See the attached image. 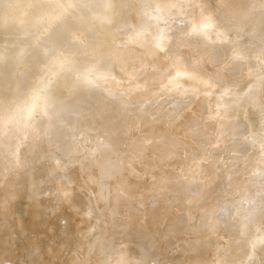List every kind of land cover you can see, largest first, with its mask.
I'll use <instances>...</instances> for the list:
<instances>
[{
    "label": "rangeland",
    "instance_id": "rangeland-1",
    "mask_svg": "<svg viewBox=\"0 0 264 264\" xmlns=\"http://www.w3.org/2000/svg\"><path fill=\"white\" fill-rule=\"evenodd\" d=\"M55 1L56 0H15L10 2L6 9L8 17L4 19L0 14V30L4 29V38L15 39L22 44L21 48L27 46L28 41L33 40L29 38L31 37V33H29V31H23L18 35L15 30L12 32L10 26L14 28V24L18 22L21 24V13L23 16L27 13L25 17L32 16V13L36 9L44 8ZM72 1L73 0H65L61 3L60 7H62V10L61 12H55L57 15H51L47 18L46 16L42 17L40 20V23L41 21L42 23H39V26L37 25L38 28H35L36 30L34 31V35L37 38L42 36V38L45 39L43 41L42 38V40L39 38L38 40L36 37L34 38V40L37 39L35 41H37L38 44L43 45L41 48L42 57L47 56L48 52L53 49H57V55L60 56H56L55 60L53 59L49 62L44 69L39 71L37 69L31 76H28V65L36 54V52H32L30 55L27 54L25 58L21 59L20 56V60L22 61L19 64H15L14 62V68L10 71V79L14 81V86L12 85L6 93L12 95V100H20V108H22L8 115L9 117L4 116V113L0 112V119L3 121L0 123V145H2L0 146V162L4 158V162L6 163V166L0 170V216H5L7 214L3 222L5 225L1 223L3 229L0 235L3 237L0 236V249H2L0 250V256H3V258L6 257V252H8L10 256L9 259L5 258L6 260L2 258L0 264H60L61 262L58 260L61 259H63L61 260L63 264H66L71 251L73 253L76 246L75 244L78 243L76 242L78 236L79 239H81L89 236L90 232L95 236L98 235L96 238H100L103 235L104 237H108V240L98 241L96 249L93 250L87 258L88 264H139L145 252V264H191L197 257V255L195 257V247L202 242H211L212 244L211 249L205 251L208 253L207 256H205L206 263L208 264H222V258L226 255H230L231 257L225 260L229 264H260L261 256L259 249L256 248V244L264 235V211L255 222H252L248 229L250 235L249 239L247 236H239L234 233L244 228L246 222L243 215L252 208L256 200L264 205V192L258 188V182L256 181V177L264 164V107H260V105L264 106L263 103L260 104L264 102V55L259 46L253 43L249 38L250 41L247 40V38L241 35V31L234 29L232 25L221 23L222 21L219 20V18L223 16V9L221 8L220 10V3H224V7L226 8L225 0H223V3L220 0H218V3H216L217 0H165L166 5L163 3V11L166 16L164 22L165 27L163 24L161 25L156 21L157 18L155 19V16L137 14V8L140 6L139 0H129L131 5L128 11L124 12V16L122 15L120 17V20L127 16H131V24L122 33L118 31L120 29V21L115 24L116 30H109L101 27L97 17L89 24H85L82 20L70 21L74 24L67 23L63 13L70 7ZM115 1L117 2L115 3ZM121 1L127 0H101L94 11H100L108 4L118 5ZM262 1L264 2V0ZM238 2H240V0H229V2H227V7L228 3L232 6H236ZM2 3L0 2V6ZM158 3L159 0H143L140 8L142 10L150 9L151 5ZM251 5L252 3L249 6L251 7ZM107 7L109 8V6ZM263 7L264 4L259 6V4L256 3V6L253 7L254 9L252 8L253 10L251 12H258ZM1 12L2 11H0V13ZM187 16L189 18L194 16V18L187 19ZM195 17L199 18V20L195 19ZM183 19H185L184 23L182 22ZM217 19L221 22L219 23ZM49 20H51V22ZM187 20H190V23ZM197 21L207 23L206 28L203 29L202 25H197ZM185 23H188L190 25L189 27L193 25L197 31H201L202 29L205 31L207 30V32H204L206 35L209 34L207 35L208 38L204 35H199L202 41L203 51L205 53L212 51L222 56L225 62L224 64L226 65L225 67L228 69L225 70L223 65L220 66V70L219 68L216 70L222 73L224 72L225 74V71H229L231 66L235 65L237 67V74L231 77L233 80H231L230 83L233 82V85L219 84L212 78L213 75L209 67L201 68L197 61H193L195 57L193 50L179 47L178 39L180 35H178V29L180 26L185 25ZM65 24H68L66 27L68 29L64 28ZM219 24L225 25L230 29L233 27V30L226 27V29H223V26ZM196 25L199 26V28L196 27ZM41 27L42 29H40ZM91 27H93V29ZM156 27H162L163 30L164 28L170 29L166 30L165 33V30L162 31V29H160L162 32H156L158 29H156ZM221 29L225 32L220 31ZM54 30L55 33L51 36ZM185 31V40H182V42H188L187 40H189L188 43H190V39L193 38L190 37L189 30L188 32L187 30ZM235 31H237V33L239 31V33L237 34ZM231 32L234 33L231 34ZM224 33L227 34L228 37ZM256 33L257 36L261 35V31ZM39 34L40 36H37ZM234 34L237 37L240 35V40H238L239 38H234L236 37ZM49 36L53 37L52 41ZM54 36L56 38H54ZM103 36L105 37L103 38ZM223 37L225 39H223ZM241 37L246 40L243 39V42L239 43V41H242ZM219 38L224 43L220 41L222 43L219 44ZM262 38L264 39V37ZM226 39L227 42H225ZM210 42H216V45L214 44L213 46ZM66 43H68V46L72 49V53L70 54L72 58L70 59L72 61L70 60V68H67L62 73V71H59V68L63 62L64 56H66ZM54 44L56 45L54 46ZM116 46H125L124 49L127 50L124 55L129 61H131V59H136L135 53H133L132 50H137L141 61H132L129 65L127 64V67L123 69V73L125 74L124 78H112L107 74H98L96 71L92 70L88 76H85L86 80H89L96 86L100 85V87L108 88V91L112 92V95L102 98L98 102L90 101L85 94L86 87L84 84L76 82V78L78 77H75L76 80L71 79L74 77L75 70L73 67H75L77 61L81 60L82 57H85L90 66H95L96 63L101 60L105 62V59L117 48ZM242 47L246 49L241 51ZM244 51L247 52L245 53ZM243 52L248 56L250 55V58L248 56L247 58ZM237 53L240 55L244 54L243 57L245 58L239 59L242 56H238ZM235 56H238L236 59L239 60H236ZM184 58L188 60L189 63L198 64L196 71L199 72L201 78L202 76L205 78L204 81L200 79L199 76H196L198 77L196 80H199L198 82L195 80L197 83L193 80L195 78L191 79L190 77L192 80L191 82L185 79V77H181L182 70H179L177 66L179 63V66L181 65L180 67L183 66V62H186ZM4 59H6L5 56ZM243 59L249 62H244ZM18 60L19 59H17L16 62ZM116 60L113 61L112 59L110 62L116 63ZM251 60H253V62H251ZM256 70H259V72L257 73ZM218 71H216V73ZM112 74L113 73L109 75ZM96 76L101 78H97ZM250 76L253 77L252 80ZM243 79L245 80L239 84L238 81H242ZM19 82L21 85H19ZM54 86L56 87L53 88ZM66 88H68V90H66ZM23 89H26V92L23 93L26 95L22 96L21 93ZM51 89H53L55 93H59V96L63 100L62 116L59 122L63 124L59 125L60 128L57 127L51 130L47 135L38 139L37 133L41 130L39 128L44 126L43 133L47 132V128H45L47 123L45 122V113H48L47 93ZM251 89L252 92H249ZM190 95L192 97L196 95L197 98L194 96V98L188 101ZM241 95L242 97L245 96V99L248 97L249 101L248 99L244 101V98L240 99ZM248 95H250L251 98H249L250 96ZM257 98L259 100H257ZM222 99H224V101H222ZM119 100L125 105L128 104L125 106L128 110L126 113L128 121H131L140 113V110L143 109L141 121H139L134 128H130V125H127L126 128H128V130L130 129V131L122 140L121 147L114 149L112 141L106 144L107 140L101 138L102 133L96 132V130L91 132L92 135H95V138L92 140L90 137L86 138L83 134H80L81 138L76 137L73 141L74 146L72 147L77 150L79 146L77 152L75 151L76 153H66L60 145L57 146V144L54 143L50 145L52 139L57 135V129L62 130V133L59 135V142L61 144L65 137L70 136V134H67L69 132L67 118L72 112L78 113V111H83L82 114H84L90 122L93 118L106 121L110 115H117L120 112L121 114L124 113V108L119 105ZM257 101L259 102L258 104H256ZM162 104L165 105V109L168 113L171 112V114H174H172L173 117L178 118L175 123H185V127H180L179 129L174 127L172 129L175 133L173 135L174 138L171 137L172 135L165 138L166 136H164L162 130H160L163 129L168 132L169 130L167 127L173 124L172 119H170V121L168 117H164L163 120L158 118V110ZM220 104L223 106V109ZM6 105L8 106V104ZM25 107L29 108L28 112L21 113L25 111ZM149 109H154V114H152ZM41 117H43L42 120L38 122ZM211 117L213 119L216 118L214 124H212V122L206 124L209 120L213 121ZM13 122L16 123L14 124ZM11 123L14 124V127L10 126ZM243 123L244 125H242ZM238 124L241 125L239 126ZM15 125L18 126V128ZM35 125L38 127H34ZM200 126L205 127V132H200V136L191 135V131L195 128L197 129L196 132H199ZM47 127L50 128V126ZM150 127L153 129H157L158 127V135H154L155 137H153L152 135L150 136V133L145 134ZM231 129L235 130L233 136L234 140H232L233 137H229L233 132ZM122 133V131L117 133V137H121L120 135H122ZM138 137L139 140L149 138L153 146L150 145L147 151L140 149L139 152H136L132 162L130 159L126 160V169L129 172L124 174L126 178L137 182V186L139 187L137 194L132 198L125 197L118 204H114L118 197L113 201L112 198H110L108 201L103 196L106 194L107 189L113 188L114 179L102 177L104 173L101 167V164L104 163L102 160V153L107 148V145L111 151H118L117 155H121L123 152L122 157H118L119 159H117L120 161V164H122V159L128 158L130 153L132 154V152L128 154L127 150L125 151L130 140ZM6 139L7 141H5ZM108 140H110V138ZM237 140L247 144L251 143V149L248 154L253 156L254 161L250 162V159H246V157H242V159L239 160H233L229 157L230 153L227 150L235 149ZM156 141H160V143ZM2 142L4 144H2ZM143 142L146 144L148 143L146 141H141V143ZM174 142L178 145H174ZM156 143L160 148L156 146ZM164 146H170L169 148L171 149H164ZM188 148H190V150ZM202 148L203 150L200 152V155L192 158L193 155H195L194 153H197ZM1 149L3 151H1ZM74 149H72V151ZM130 150L131 148L128 151ZM194 150L196 151L192 152ZM191 152L193 155H190L192 154ZM117 155L111 157L115 158ZM148 156L154 159L159 156L161 157L158 158L153 165L141 167L140 165H144V161L141 159H145ZM190 156L192 157L190 158ZM95 161H99L98 168L93 163ZM120 164H118V166L112 164L110 171L112 172L116 167L119 169ZM137 169L138 171L136 174L132 173L133 170L136 171ZM230 169L236 170L235 176L238 177L243 184L240 188L233 189L231 186L227 185L225 179ZM230 175L231 174H229V176ZM54 176H58L60 179ZM69 179L72 181L69 182ZM72 183L75 186H73V188H76L74 190L71 189ZM161 184H163L162 187H160ZM100 185L104 186L103 191L100 190ZM64 188H66V190L62 192ZM49 191L51 192L49 193ZM52 191H54L55 194H53L54 192L52 193ZM59 191L61 192L59 193ZM71 191H73V193L79 191L81 194L78 192L73 195ZM33 194H37L35 198H38L34 199ZM50 194H52V197ZM59 195H62V197ZM63 195H65V197H63ZM77 195H82L91 202L93 214H91V211L88 209V204L83 205L81 200L73 198L78 197ZM70 197H72L73 200ZM53 198L58 202L60 201V204L63 203L61 205L59 204L61 208H57L61 216H58L57 209H55L58 207V202ZM64 198L70 202L66 201V199L63 200ZM74 200L79 201L77 205ZM66 202L68 203V207ZM11 209L15 210H12L14 213L17 212L16 209L19 211L13 215V217L17 219H12L13 217L10 215L12 214ZM220 209L221 211H227L230 219V229L228 231L227 229L218 231L217 235H214L216 231V228H213V225H215L214 220L219 217ZM53 210L57 212L56 216H54L56 213H54L55 211L53 212ZM61 212H67L68 214L66 216L64 213L61 214ZM38 214L41 216L47 214V216L41 217L38 216ZM9 215L12 218L9 219ZM42 218L44 221L46 220V222H41L43 221ZM28 219H31L29 222L33 221L29 223ZM36 219L38 220L36 221ZM60 219H64L65 221H61ZM85 219L87 222L84 221ZM16 220L18 222L21 220L24 223L23 228L26 230L22 229L25 232L19 227V230L24 232L23 234L18 229H14L19 226ZM39 220L41 221L38 222ZM68 220L71 221L69 222ZM10 222H12V225L9 224ZM15 222L16 226L13 224ZM35 222L36 225L38 223L41 224L36 227ZM48 222L54 225H49ZM31 224L35 228H33ZM70 224L73 226L74 231ZM29 225L30 228H33V234L35 232L37 233L40 228V235L37 233L38 239L36 238V233V235L31 234L36 239H31L32 236H30L31 230L29 229ZM42 225L43 227L41 228ZM50 229H54L53 231L55 233ZM67 229L69 231L71 230L72 234H68L69 232ZM26 231H28V233L25 235L26 237H23L28 239L30 236V240H33L32 242L30 240L26 241L21 236L24 235ZM86 231L89 232L87 233ZM17 234L18 236L20 234L19 237L21 238H17ZM28 234L29 236H27ZM81 234L82 236L80 237ZM11 235L14 236L12 237ZM53 235H55V238ZM58 235H63L66 239L62 238V236V239H60ZM145 235L147 238L150 237L148 241L150 243L149 246L147 243L143 242L144 240L142 237ZM15 236H17V239ZM4 237L8 240H10L11 237L10 243L13 242L14 239L13 245H17L18 242H15L21 240L17 246L12 248L13 245H10L7 239L8 244L3 243L6 242L3 241L5 240L3 239ZM40 237H42L43 240L39 239ZM147 238H145V240H147ZM51 239H53V242L56 240V243H53ZM74 239L76 240L72 244ZM43 241L46 243L43 244ZM33 242L41 243V249H39L40 244L38 245L36 243L29 247ZM60 242L63 243L62 245L64 246H62ZM20 244L22 245L21 247L19 246ZM52 244L54 246H52ZM46 245L49 248L45 247ZM5 247H9V251L5 249ZM15 247L17 248L16 252L13 251ZM31 247L35 249L32 250ZM10 248L12 249V255ZM36 248H38L39 251H36L38 250ZM42 248L45 249L40 252ZM52 248L56 249L52 250ZM152 248L154 249L153 251L151 250ZM66 251H68V256L67 254L65 255ZM2 252H4L3 255ZM14 252L19 254V256L17 254L18 257H15L17 259L16 261L14 257L13 259L11 258V256L15 255ZM37 252H40V254L42 253L41 256L45 254L41 257ZM28 253L34 254L39 258L35 256H31L30 258V254ZM22 254H24V259ZM55 255L57 259H53ZM118 255L121 257L119 262H117ZM63 257H65V261ZM28 259H35L37 261L33 260L34 262L32 263V260L29 262ZM175 260H177V262ZM11 261H13V263H11Z\"/></svg>",
    "mask_w": 264,
    "mask_h": 264
},
{
    "label": "bare ground",
    "instance_id": "bare-ground-1",
    "mask_svg": "<svg viewBox=\"0 0 264 264\" xmlns=\"http://www.w3.org/2000/svg\"><path fill=\"white\" fill-rule=\"evenodd\" d=\"M13 1H15V0H0V2L2 3V5L0 6L1 8H0V11H2L0 14L4 17V19L5 18H7L8 17V15H7V7H8V5L10 4V2H13ZM65 0H56L54 3H51V4H49V5H47L46 7H44V8H39V9H36L33 13H32V16L30 15L29 17H25V15L27 14H25L24 16H23V14L21 13V19H22V21H21V24H20V22H18L17 24H14L13 26H14V28H12V26H10V28H11V30H12V32H14V30L17 32L16 34H20V33H22L23 31H29V33H31V37H29L30 39H33V40H29L28 41V43H27V46H23L22 48H21V43L20 42H18V41H16L15 39H5L4 38V35H3V32H4V29H1L0 30V112L1 113H4L3 115L4 116H8V115H11L12 113H14V112H16V111H18V110H20L21 108H20V100H12V95L11 94H7L6 92L9 90V88L13 85V83H14V81H12L11 79H10V71L12 70V68H14V65L15 64H19L22 60H20V56H21V59L22 58H25L26 56H27V54H31L32 52H36V54H35V56H33V59L31 60V62H30V64L28 65V73H27V75L28 76H31L37 69H38V71L39 70H42V69H44V67H46V65L49 63V62H51L53 59L55 60V58H56V56H60V55H57V49H53L52 51H50V52H48V54H47V56H45V57H42V53H41V48L43 47V45L42 44H38V42L37 41H35V40H37L38 38L34 35V31L36 30L35 28H38V26H39V23H40V20L42 19V17H45L46 16V18L47 17H49V16H51V15H57V14H55V12L57 13V11L59 12H61V10H62V7H60L61 6V3H63ZM100 1L101 0H73L72 1V4L70 5V7L66 10V11H64V15H65V17H64V19L67 21V23H70V24H74V23H71L70 21H77V20H82V21H84V23L86 24H89V23H91L92 22V20L93 19H95L96 17H97V19H99L98 21H99V25L101 26V27H104V28H107V29H109V30H113V29H115V27H116V23H118V21H120V23H119V26H120V29L118 30L120 33H122L124 30H126L129 26H130V24H131V16H127L126 18H124V19H122V20H120V17L123 15L124 16V12L125 11H128V9H129V7H130V2H129V0H127V1H121L118 5H116V4H114V5H107V6H109V8L105 5V7H103L102 8V10H100V11H94V9L96 8V6L100 3ZM220 1H222V3L224 2L223 0H220ZM226 1V8L224 7V3L223 4H221L220 3V10H221V8L223 9L222 11H223V13H222V18H219V20H221L220 22L222 23V24H224V23H226L227 25H232L233 27H234V29H237V30H240L241 31V35H243L245 38H247V40H251V41H253V43H255L256 45H258L259 46V48L261 49V52H262V54L264 55V39L262 38V37H264V31H263V29L264 28H262V27H264V7L262 8V9H260L258 12L257 11H253V12H251L254 8L253 7H255L256 6V3H258L259 4V6H261V5H263L264 4V2L262 1V0H240V2H238V4L236 5V6H232L230 3H228V7H227V2H229V0H225ZM104 2V1H103ZM108 2V1H107ZM117 1H115V3H116ZM263 2V3H262ZM141 3H143V0H139V4H140V6L137 8V11H136V13L137 14H139V15H146V16H155V19H156V21H158L161 25L163 24V26H164V22H165V18H166V16H165V12L163 11L164 10V8H163V3L165 4L166 2H165V0H159V3L158 4H153V5H151L150 7V9H144V10H142L140 7H141ZM216 3H218V0L216 1ZM252 3V5H251V7L249 6L250 4ZM116 5V6H115ZM166 5V4H165ZM164 5V6H165ZM230 5V6H229ZM110 6H112V7H110ZM136 6V5H135ZM249 6V7H248ZM153 7V8H152ZM167 7H168V5H167ZM167 7H165V8H167ZM235 7H236V9H235ZM248 7V8H247ZM5 8V9H4ZM253 8V9H252ZM216 9V8H215ZM255 12V13H254ZM136 13H135V15H136ZM221 15V14H220ZM189 17L187 16V19H188ZM190 18H194V16L193 17H190ZM189 18V19H190ZM14 19V18H13ZM155 19H153V20H155ZM195 19H198L199 20V18H196L195 17ZM209 19V18H208ZM52 20V19H51ZM51 20H49L50 22H51ZM184 20L185 19H183V23H184ZM218 20V19H217ZM219 20H218V22H219ZM53 21V20H52ZM188 22L190 21V20H187ZM212 21V20H211ZM44 22V21H43ZM50 22H49V24H50ZM149 22V21H148ZM192 22H193V20H192ZM199 22H200V24H199ZM197 21V25H202V28L204 29V28H206V26H207V23H204V22H202V21ZM213 22H215V21H213ZM212 22V23H213ZM219 22V23H220ZM41 23H42V21H41ZM40 23V24H41ZM48 23V22H47ZM190 23V22H189ZM194 23H196V22H194ZM193 23V24H194ZM202 23V24H201ZM97 24V23H96ZM192 24V23H191ZM215 24V23H214ZM221 24V25H222ZM19 25V26H18ZM38 25V26H37ZM47 25V24H46ZM54 25V24H53ZM156 25V24H155ZM158 25V24H157ZM196 25V27H198L199 28V26H197ZM215 25H217V24H215ZM220 25V24H219ZM220 25V26H221ZM37 26V27H36ZM48 26V25H47ZM52 26V25H51ZM57 26V25H56ZM68 26V24H65L64 25V28H66ZM159 26V25H158ZM190 25L188 24V23H185V25H182V26H180L179 27V29H178V35H180L179 37V39H178V41H179V47H185V48H188V49H191V50H193V53L195 54V57H194V59H193V61H197L198 63H199V66L202 68V67H209L210 69H211V72H212V75H213V79H215L219 84H225V85H228V84H232V83H230L231 82V80H233L231 77L233 76V75H236L237 74V72H238V69H237V67L235 66V65H233V66H231L230 67V72L229 71H225V74H224V72L222 73L221 71L219 72L218 70H216L217 68H219V70H220V66H223L224 68H225V70H228V69H226V65L224 64L225 62H224V60L222 59V56H220V55H218L217 53H215V52H212V51H209V52H207V53H205L204 51H203V49H202V41H201V39H200V36H202V35H204V36H206V38H208L207 37V35H209V34H205V32H207V30L205 31V30H203L202 28V32L199 30V31H197L196 29H195V27L192 25L191 27H189ZM223 27V29H226V28H228L227 26H225V25H222ZM50 27V26H49ZM165 27V26H164ZM182 27V28H181ZM217 27H219V26H217ZM226 27V28H225ZM233 27H231L232 29H230V28H228V29H230V30H233ZM53 28V27H52ZM57 28V27H56ZM90 28V27H89ZM88 28V29H89ZM92 29H93V27H91ZM158 27H156V29H157ZM215 28H216V26H215ZM40 29H42V27L40 28ZM44 29V28H43ZM50 29H51V27H50ZM66 29H68V28H66ZM87 29V28H86ZM160 29H162V31H164V33L166 32V30H169L170 28H168V29H166V28H164V30H163V28L162 27H160V28H158L157 30H156V32L157 31H161ZM220 29V28H219ZM52 30V29H51ZM56 30V29H55ZM55 30H54V32L51 34V36L55 33ZM96 30V29H95ZM101 30H102V28H101ZM116 30V29H115ZM185 30H187V32H188V30H189V33H190V37H192L193 39H190L191 41H190V43H188L189 42V40H187L188 42H182V40H185L184 39V36L186 35V31ZM77 31V30H76ZM161 31V32H162ZM205 31V32H204ZM218 31V30H217ZM220 31H222V29L220 30ZM226 31H229V30H226ZM261 31V35H259V36H257L256 34V32H260ZM57 33H59L58 31H56ZM105 32V31H104ZM113 32V31H112ZM168 32V31H167ZM222 32H225V31H222ZM230 32V31H229ZM228 32V33H229ZM106 33V32H105ZM204 33V34H203ZM234 33V32H233ZM232 32H231V34H233ZM235 33H237V31H235ZM238 33H239V31H238ZM237 33V34H238ZM45 34V33H44ZM50 34V33H49ZM100 34V33H99ZM225 34V33H224ZM56 35V34H55ZM118 35V34H117ZM200 35V36H199ZM226 36H227V34H225ZM235 35V34H234ZM37 36H40V34L39 35H37ZM51 36H49V37H51ZM57 36H61V35H57ZM96 36V35H95ZM236 36V35H235ZM37 38V39H35L34 40V38ZM48 37V38H49ZM105 36H103V38H104ZM228 37V36H227ZM240 37V35L237 37H234V38H239ZM42 38V36L39 38L40 40H42L41 39ZM47 38V37H46ZM54 38H56L55 36H54ZM183 38V39H182ZM205 38V37H204ZM249 38V39H248ZM38 39V40H39ZM52 39H53V37H51V41H52ZM58 39V38H57ZM212 39V38H211ZM223 39H225L224 37H223ZM243 39L244 38H242L241 37V40L242 41H239V43L240 42H243ZM45 39H43V41H44ZM47 40V39H46ZM56 40V39H55ZM59 40V39H58ZM82 40V39H81ZM208 40V39H207ZM209 40H210V38H209ZM238 40H240V38L238 39ZM244 40H246V39H244ZM249 40V41H250ZM14 41H15V43H14ZM48 41V40H47ZM57 41V40H56ZM219 44L220 43H222L223 41L222 40H220V38H219ZM220 41H222V42H220ZM237 41V40H236ZM263 41V42H262ZM50 42V41H49ZM54 42V41H53ZM58 42H60V41H58ZM104 42V41H103ZM217 42V41H216ZM215 42V43H216ZM225 42H227V39H226V41ZM51 43V42H50ZM49 43V44H50ZM56 43V42H55ZM211 44H213V46H214V44L215 43H213V42H210ZM224 43V42H223ZM228 43H229V40H228ZM252 43V42H251ZM252 43V44H253ZM104 44V43H103ZM227 44V43H226ZM242 44V43H241ZM56 44H54V46H55ZM69 44L68 43H66V45L65 46H67V48H66V50H65V55L66 56H64V59H63V62H62V64H61V66H60V68H59V71H62V73H63V71H65L67 68H70L69 66L71 65V62H70V60L72 59L71 58V47L70 46H68ZM216 45V44H215ZM217 45H218V42H217ZM228 45V44H227ZM249 45V44H248ZM108 46V45H107ZM114 46V45H113ZM241 46V45H240ZM243 46V45H242ZM112 47V46H111ZM117 47V46H116ZM218 47V46H217ZM228 47H230V46H228ZM247 47V46H246ZM87 48V47H86ZM125 48V46H122V47H117L114 51H113V53L111 54V55H109L106 59H105V62L104 61H99V62H97L96 63V65L95 66H90L89 65V63H88V61L85 59V57H82L81 58V60H78L77 61V63L75 64V67H73L74 68V77H72L71 79H74V80H76V82H80V83H83L84 84V86L86 87V96H87V99L88 100H90V101H93V102H98V101H100L102 98H106V97H109L110 95H112V92H110V91H108V88H106V87H100V85L99 86H96V85H94V84H92L89 80H86V78H85V76H88L91 72H92V70H94V71H96L98 74H107L108 76H110V77H112V78H124V71H123V69L124 68H126L127 67V64L129 65L132 61H141V58H140V56H139V54H138V51L137 50H132L133 51V53H135V57H136V59H131V57H130V59H131V61H129V60H127L128 58H126L125 57V55L124 54H126V50L127 49H124ZM258 48V49H259ZM244 49H246V48H241V51H243ZM78 50V49H77ZM106 50V49H105ZM102 51H103V49H102ZM108 51V50H107ZM109 52V51H108ZM182 52V51H181ZM186 52V51H185ZM184 52V53H185ZM238 52H240V51H238ZM245 52V51H244ZM243 52V53H244ZM247 52V51H246ZM245 52V53H246ZM132 53V54H133ZM189 53V52H188ZM187 53V54H188ZM232 53H234V52H232ZM244 53V54H245ZM192 54V53H191ZM238 54V53H237ZM244 54L243 55H240V54H238V56L240 55V57L241 58H239V59H242V58H245V57H243L244 56ZM248 54H251V53H248ZM33 55V54H32ZM73 55V54H72ZM181 55H182V53H181ZM180 55V56H181ZM246 55V57L248 56L247 54H245ZM4 56H5V58L6 59H4ZM100 56V55H99ZM184 56V55H183ZM237 56V57H238ZM250 56V55H249ZM248 56V57H249ZM97 57V56H96ZM186 57V56H185ZM236 56H235V59L237 58ZM247 57V58H248ZM262 57V56H261ZM264 57V56H263ZM71 58V59H70ZM102 58V57H101ZM250 58V57H249ZM17 59H19L17 62H16V60ZM102 59H104V58H102ZM112 59H113V61L114 60H116L115 62L116 63H114V62H110V61H112ZM185 59V58H184ZM239 59H236V60H239ZM186 60V59H185ZM184 60V61H185ZM244 60V59H243ZM72 61V60H71ZM225 61H226V59H225ZM241 62H243L242 60H240ZM247 60H244V62H246ZM14 62H15V64H14ZM247 62H249V61H247ZM251 62H253V60H251ZM53 63H54V61H53ZM185 63V64H184ZM236 63V62H235ZM73 64V63H72ZM180 64V63H179ZM179 64H178V69L179 70H182V74H181V77H185V79H188V80H190L191 82H192V78H195V79H193L194 80V82L195 83H197L199 80H196V79H198V77H196V76H199L200 77V79H202L203 81L205 80V78H203V76H202V78H201V76L199 75V72L198 71H196V69L198 68V64H193V63H189L188 62V60H186V62H183V66L182 67H180L179 66ZM254 65V64H253ZM49 66V65H48ZM52 67V66H51ZM222 67V68H223ZM229 67V66H228ZM11 68V69H10ZM221 68V69H222ZM223 68V69H224ZM251 68V67H250ZM248 70V69H247ZM252 70H253V68H252ZM17 71V70H16ZM216 71H218L217 73H216ZM224 71V70H223ZM257 71V70H256ZM23 72V71H22ZM210 72V73H211ZM249 72V71H248ZM254 72V71H253ZM253 72H252V75H253ZM259 72V70L257 71V73ZM21 73V72H20ZM61 73V72H60ZM111 73H113V74H115V75H109V74H111ZM241 73V72H240ZM47 74H49V73H47ZM218 74V75H217ZM231 74V75H230ZM255 75H256V73H255ZM22 76V75H21ZM47 76V75H46ZM78 77V78H76L75 79V77ZM107 76V77H108ZM97 78L99 77V76H96ZM190 77H191V79H190ZM251 77V78H250ZM249 78L252 80V76H250ZM99 78H101V77H99ZM248 78V79H249ZM10 79V80H9ZM20 79V78H19ZM80 79V80H79ZM98 80V79H97ZM172 80V79H171ZM197 82H196V81ZM207 80V79H206ZM230 80V81H229ZM245 79H243L242 81H238L239 82V84H240V82H243ZM30 81V80H29ZM105 81V80H104ZM26 82V81H25ZM175 82V81H174ZM201 82V81H200ZM199 82V83H200ZM20 83V82H19ZM99 84V83H98ZM238 84V83H237ZM252 84V83H251ZM251 84H250V86H251ZM19 85H21V83L19 84ZM233 85V84H232ZM231 85V86H232ZM14 86V85H13ZM23 86V85H22ZM177 86V85H176ZM234 86H235V84H234ZM233 86V87H234ZM56 86H54L53 88H55ZM15 88V87H14ZM227 90L229 89V88H226ZM249 89V88H248ZM26 89H23L22 90V93H21V95L23 96V95H26V94H23L24 92H26L25 91ZM66 90H68V88H66ZM230 90V89H229ZM12 91V90H11ZM249 92H252V89H251V91H249ZM19 94H20V92H19ZM48 97H47V102H48V113L46 114L45 113V115H46V121L45 122H47L46 123V126H45V128H47V132L46 133H43V129H44V126H42V128H39V129H41L40 131H39V133H37V138L38 139H40L42 136H44V135H47L51 130H53V129H56L57 127H59V125H62L63 123H59L61 120V116H62V109H63V100H62V98L59 96V93L57 94V93H55L54 92V90L53 89H51V90H49L48 91ZM253 94V93H252ZM197 95V94H196ZM196 95H194V96H196ZM194 96L192 97L191 95L189 96V100L188 101H190L191 100V98H194ZM226 96V95H225ZM248 96H250V95H248ZM26 97V96H25ZM227 97V96H226ZM245 97V96H244ZM244 97H242V95H241V97H240V99L241 98H244ZM255 97V96H254ZM19 98H20V95H19ZM175 98V97H174ZM179 98V97H178ZM196 98H197V96H196ZM223 98V97H222ZM249 98H251V96L249 97ZM224 99H225V97H224ZM224 99H222V101H224ZM245 99V98H244ZM243 99V100H244ZM248 99V97H246V99L244 100V101H246ZM24 100V99H23ZM193 100V99H192ZM221 100V99H220ZM257 100H259L258 98H257ZM262 100V99H261ZM261 100H260V102H261ZM237 101V100H236ZM243 101V102H244ZM248 101H249V99H248ZM250 101H251V99H250ZM242 102V101H241ZM119 105H121L123 108H124V113H122L121 114V112L120 113H118L117 115H110L109 117H108V119L106 120V121H104V120H96V119H92L91 120V122L86 118V116L84 115V114H82V112L83 111H78V109H77V111H78V113H74V112H72L70 115H69V117L67 118V124H68V126H69V129H68V133L67 134H70V136H67V137H65L63 140H62V144L59 142V135L62 133V130L61 129H57L58 130V132H57V135L52 139V141L50 142V145H52L53 143L54 144H57V146L58 145H60L64 150H65V152L66 153H76L77 152V150H78V148H79V146H78V148H77V150H76V148L74 149V148H72L74 145H73V141L76 139V137L77 138H81V136H80V134H83L86 138H89L90 137V139L92 140V139H94L95 138V135H92V131L93 130H96V132H99V133H102V136H101V138H103L104 140H107L106 141V144L109 142V141H112V146H113V148L114 149H117L118 147H121V145H122V140L127 136V134L129 133V131H130V129L128 130V128H126L127 127V125H130V128H134L138 123H139V121H141L140 119L142 118V116H143V113H142V110H140V113L138 114V115H136L132 120H131V118H130V120L131 121H128V116H127V112H128V110L126 109V107L125 106H127L128 104H123V102L122 101H120L119 100ZM190 103V102H189ZM259 102L257 101L256 102V104H258ZM264 104V102H261L260 104ZM6 104H8V106L6 105ZM22 104V103H21ZM153 104H154V102H153ZM153 104H152V106H153ZM248 104V103H247ZM246 104V105H247ZM259 104V105H260ZM197 105V104H196ZM221 105V104H220ZM229 105V104H228ZM222 106V105H221ZM254 106H256V105H254ZM29 107V106H28ZM28 107H25V111L24 112H21V113H25V112H28V110H29V108ZM193 107H195V106H193ZM260 107H264L263 105L261 106L260 105ZM100 108V107H99ZM197 108V107H196ZM234 108H236V107H234ZM222 109H223V106H222ZM245 109V108H244ZM154 109H149V111L152 113V114H154V111H153ZM158 110V109H157ZM174 110V109H173ZM185 110H186V106H185ZM194 110V109H193ZM221 110V109H220ZM139 111V110H138ZM168 111H170V110H168ZM223 111V110H222ZM101 112V111H100ZM158 114H159V116H158V118L159 119H161V120H163L164 119V117H168L169 118V120L170 119H172V121H173V124L172 125H170L169 127H167V129L169 130L168 132H167V130L165 131V130H163V129H160V130H162V134L164 135V136H166L165 138H167V136H169L170 137V135H172L171 137H173L174 138V131L172 130L174 127H177L178 129L180 128V127H185V123H183V122H180V123H175L177 120H178V118H176V117H173V115L171 114V112H167L166 111V109H165V105L164 104H162L160 107H159V110H158ZM176 112V111H175ZM259 112V111H258ZM238 114V113H237ZM42 115H44V114H42ZM44 115V116H45ZM187 115V114H186ZM189 115V114H188ZM9 117V116H8ZM186 117H189V116H186ZM42 118L43 117H41L40 118V120H38V122L39 121H41L42 120ZM185 118V117H184ZM212 118V117H211ZM210 118V119H211ZM6 119V118H5ZM8 119V118H7ZM177 119V120H176ZM213 119V118H212ZM216 119V118H215ZM215 119H213V121L212 120H209L206 124H210L211 122H212V124H214V120ZM187 120V119H186ZM5 121V120H4ZM171 121V120H170ZM3 121H2V119H0V123H2ZM216 122V121H215ZM14 123V122H13ZM11 123V127H14V124L16 123ZM40 123H42V122H40ZM43 124V123H42ZM38 125V124H37ZM37 125H35L34 127H36ZM174 125V126H173ZM176 125V126H175ZM239 126L241 125V124H238ZM242 125H244V123L242 124ZM16 126V125H15ZM47 126H50V128L49 127H47ZM173 126V127H172ZM17 128H18V126H16ZM38 127V126H37ZM153 127V126H152ZM22 128V127H21ZM60 128V127H59ZM239 129H240V127H239ZM147 130V129H146ZM158 127H157V129H153V128H151L150 127V129L149 130H147L146 132H145V134L146 133H150V136L152 135L153 137H155L154 135H158ZM196 128L195 129H193L191 132H192V134L191 135H195V136H200L201 134H200V132H205V127H203V126H200L199 127V132H196ZM241 130V129H240ZM123 132L122 133V135H125V136H122V135H120L121 137H117V133H120V132ZM231 131H233L232 132V134H230V136L229 137H233L234 136V129H231ZM263 131H264V129H263ZM176 132V131H175ZM239 132H241V131H239ZM244 134H246V133H244ZM46 137V136H45ZM163 137V136H162ZM110 138V140H108ZM141 138V137H140ZM196 138V137H195ZM194 138V139H195ZM199 138V137H198ZM146 139V140H145ZM158 139V138H157ZM197 139V138H196ZM237 139V138H236ZM85 140H87V139H85ZM171 140V139H170ZM175 140V139H174ZM232 140H234V137H233V139ZM5 141H7V139L5 140ZM141 141H146V142H148L147 144L145 143V142H143V143H141ZM161 141V140H160ZM160 141H156V142H158V143H160ZM8 142H9V139H8ZM163 142H164V140H163ZM171 142V141H170ZM192 142V141H191ZM196 142V141H195ZM201 142V141H200ZM237 143H236V148L235 149H233V150H227V151H229V157L231 158V159H233V160H239V159H242V157H246V159H250V162H252V161H254V158H253V156L252 155H250V154H248L249 153V151H250V149H251V146H250V144H247V143H244L243 141H236ZM128 143V142H127ZM152 143V141L149 139V138H144L143 140H139V137L138 138H132L131 140H130V142H129V145H128V147H130L131 148V150L130 151H128L130 148H128L127 147V149H125V151L127 150V152H128V154H129V152H132V154L130 153L129 154V157L128 158H124V159H122V164H120V161H118L117 159H119L118 157H122V155H123V152L121 153V155H117V153H118V151H111L110 150V148L108 147V145H107V148L103 151V153H102V160H103V162L104 163H102L101 164V167L103 168V171H104V173H103V175H102V177L103 178H106V179H109V178H111V179H114V184H113V188H111V189H107L106 190V194L105 195H103L104 196V198L105 199H107L108 201L110 200V198H112V201L116 198V197H118V199L116 200V202H114V204H118L120 201H122L125 197H127V198H132V197H134V195H136L137 194V191H138V186H137V182H135V181H131L130 179H128V178H126L125 177V174L126 173H128L129 171L126 169V167H127V162H126V160L127 159H130L131 160V162L133 161L132 159L135 157V155H136V152H139V150L141 149V150H146L147 151V149L148 148H150V145H152L151 144ZM193 143V142H192ZM2 144H4L3 142H2ZM11 144V143H10ZM176 143L174 142V145H175ZM200 144V143H199ZM136 145V146H135ZM159 145H162V144H159ZM173 145V144H172ZM176 145H178V144H176ZM193 145V144H192ZM0 146H2V145H0ZM12 146V145H11ZM132 146V147H131ZM153 146V145H152ZM156 146L158 147V144L156 143ZM170 146H164V149L166 148L167 150H169V149H171V148H169ZM177 147V146H176ZM192 147V146H191ZM71 148V149H70ZM136 148V149H135ZM158 148H160V147H158ZM72 149H74L73 151H72ZM163 149V150H164ZM189 150H190V148H188ZM71 150V151H70ZM188 150V151H189ZM203 150V148L202 149H200L197 153H194L195 155H193V153L192 152H195L196 150H194V151H192L191 153L192 154H190V155H193V157L192 156H190V158L192 157V158H195V157H197V156H199L200 155V152ZM1 151H3L2 149H1ZM76 151V152H75ZM228 153V152H227ZM264 153V152H263ZM115 155H117V157H115V158H113V157H111V156H115ZM151 155V154H150ZM161 155V154H160ZM264 155V154H263ZM127 156V155H126ZM125 156V157H126ZM161 156H159V157H157V158H151V156H148L147 158H145V159H141V160H143L144 161V165H140L141 167H146V166H151V165H153L154 163H155V161H157V159L158 158H160ZM99 162V161H98ZM98 162H93L94 163V165L98 168V166H99V163ZM3 163H5L4 162V158L1 160V162H0V165H1V167H0V170L1 169H3V167H5L6 166V163L5 164H3ZM166 163V162H165ZM112 164H116L117 166H118V164H120V166H119V169H117V167L115 168V170H113L112 172L110 171L111 169V167H112ZM135 166V165H134ZM136 167V166H135ZM52 169V168H51ZM55 170V169H54ZM137 171H138V169L135 171V170H133V172L132 173H134V174H136L137 173ZM51 173L53 174V172L51 171ZM51 173H49V174H51ZM125 173V174H124ZM229 174H231L230 176H229ZM235 174H236V170H229L228 172H227V177H226V179H225V181H226V183H227V185H229V186H231L233 189H237V188H240L241 187V185H243L241 182H240V180H239V178L238 177H236L235 176ZM56 175V174H55ZM59 175V174H58ZM50 176V175H49ZM63 176V175H62ZM61 176V177H62ZM53 177V176H52ZM54 177H58V176H54ZM65 177V176H64ZM70 177V176H69ZM51 178V177H50ZM58 179H60L59 177H58ZM62 179V178H61ZM31 180V179H30ZM57 180V179H56ZM64 180V179H63ZM58 181V180H57ZM60 181V180H59ZM72 180L71 179H69V182H71ZM256 181L258 182V188L260 189V190H263L262 192H264V164H263V166L261 167V170H260V172H259V174H258V176L256 177ZM61 182H63V181H61ZM66 182V181H65ZM68 182V183H69ZM74 183V182H73ZM73 183H72V187H71V189H76V188H73ZM127 183V184H126ZM59 184H60V182H59ZM65 184V183H64ZM63 184V185H64ZM71 184V183H70ZM70 184H69V187H70ZM165 184V183H164ZM58 185V184H57ZM65 185H67V184H65ZM64 185V186H65ZM162 185L163 184H161L160 185V187H162ZM59 186V185H58ZM57 186V187H58ZM60 186H61V184H60ZM63 186V187H64ZM75 187V186H74ZM56 188V187H55ZM59 188V187H58ZM61 188V187H60ZM57 189V188H56ZM68 189V188H67ZM71 189H68V190H71ZM3 190V189H2ZM55 190V189H54ZM62 190V189H61ZM66 190V188H64V190L62 191V192H64ZM100 190L101 191H103L104 190V186L103 185H100ZM56 191V190H55ZM51 191H49V193H50ZM54 191H52V193H53ZM61 191H59V193H60ZM72 193H73V191H71ZM79 192V191H78ZM78 192H76V193H78ZM68 193V192H67ZM75 193V192H74ZM74 193H73V195H74ZM75 193V194H76ZM80 193V192H79ZM53 194H55V192L53 193ZM56 194H58V193H56ZM81 194V193H80ZM34 195V194H33ZM35 195H37V194H35ZM35 195H34V199H37V198H35ZM39 195V194H38ZM48 195V194H47ZM51 195V197H52V194H50ZM49 195V196H50ZM71 195V194H70ZM69 195V196H70ZM79 195V194H78ZM77 195V196H78ZM55 196V195H54ZM60 196V195H59ZM32 197V196H31ZM48 197V196H47ZM56 197H58V196H56ZM56 197H54V198H56ZM60 197H62V195L60 196ZM59 197V198H60ZM63 197H65V195H63ZM182 197V196H181ZM33 198V197H32ZM53 198V199H54ZM69 198V197H68ZM70 198H72V197H70ZM73 198H78L79 200H81V202H82V204L84 205V204H88L87 205V207H88V209L91 211V214H93V211H92V204H91V202L90 201H88L84 196H78V197H73ZM73 198H72V200H73ZM66 198H64L63 200H65ZM55 200V199H54ZM58 200V199H57ZM62 200V199H61ZM62 200V201H63ZM71 200V199H70ZM56 201V200H55ZM61 201V202H62ZM66 201H68L67 199H66ZM76 203V205H77V202H79V201H76V200H74ZM56 202H58V201H56ZM55 202V203H56ZM60 202V201H59ZM58 202V204H57V206L58 207H56L55 209H57V208H61V204H63V203H59ZM68 202H70V201H68ZM67 203V202H66ZM60 204V205H59ZM81 204V203H80ZM82 204H81V206H82ZM71 205H72V202H71ZM63 206V205H62ZM75 206V205H74ZM79 206V205H78ZM66 207V206H65ZM67 207H68V203H67ZM84 207V206H83ZM85 207H86V205H85ZM11 208V207H10ZM95 208V207H94ZM67 209V208H66ZM87 209V208H86ZM10 210V209H9ZM12 210H14V209H11V211ZM58 210L59 209H57L56 211L58 212ZM61 210V209H60ZM15 211V210H14ZM16 211L17 212H19L17 209H16ZM55 210H53V212H54ZM54 212V213H56L55 215L53 214V212H52V214L54 215V216H56L57 215V212ZM63 211V210H62ZM88 211V210H87ZM264 211V205L262 204V203H260L259 201H255L254 202V205L252 206V208L251 209H249L248 211H246L245 212V214L243 215V218H244V220H245V224H244V228L243 229H239V230H237L236 232H234V233H236V235H239V236H241V235H244V236H247L248 237V239H249V237H250V235H249V232H248V229L250 228V226H251V224H252V222H255L256 221V219L259 217V215L262 213ZM16 212V213H17ZM60 212V211H59ZM59 212H58V214H59ZM65 212V211H64ZM64 212H61V214L62 213H64ZM68 212V211H67ZM64 213L66 216H67V214L68 213ZM11 213V212H10ZM16 213H14L13 211H12V214H10V215H12V217H13V215L14 214H16ZM41 214V213H40ZM40 214H38V216H41ZM70 214V213H69ZM91 214H88V215H91ZM103 214H104V212H103ZM7 215V214H6ZM0 216V232L2 231V225H1V223L3 224V225H5L3 222L5 221V219H6V217L7 216ZM10 215L8 216V218L10 219V218H12V217H10ZM65 215H63V216H65ZM97 215V214H96ZM37 216V217H38ZM45 216H47V214H44V215H42L41 217H45ZM50 216V215H49ZM58 216H61L60 214L58 215ZM62 216V217H63ZM70 217H71V214L69 215ZM17 217V216H16ZM37 217H35V218H37ZM41 217H39V218H41ZM94 217H96V216H94ZM104 217V216H103ZM7 218V219H8ZM12 219H17V218H15V217H13ZM21 219V218H20ZM32 219V218H31ZM31 219H28V222H29V220H31ZM68 219V218H67ZM70 219H72V218H70ZM19 220V219H18ZM33 220H34V218H33ZM32 220V221H33ZM38 219H36V221H37ZM42 220H43V218H42ZM61 220V219H60ZM59 220V221H60ZM13 221V220H12ZM17 221V220H16ZM32 221H30L29 223H31ZM41 220H39L38 222H40ZM61 221H65L64 219H62ZM69 221V220H68ZM71 221V220H70ZM69 221V222H70ZM84 221H86L87 222V220L85 219ZM106 221V220H105ZM104 221V222H105ZM41 222H46V220L44 221H41ZM101 222H102V220H101ZM17 223H18V228L16 227V228H14V229H18L19 230V227L21 228V230H26L25 228H23L24 226V223L20 220L19 222L17 221ZM49 223V222H48ZM214 223H215V225H213V228H216V231L214 232V235H217V232L218 231H221V230H224V229H227V231L230 229V219H229V217H228V214H227V211H221V209H220V213H219V217L216 219V220H214ZM9 224H11L12 225V222H10ZM13 224H15V226H16V222L15 223H13ZM34 224V223H33ZM41 223H38L37 225H40ZM45 224V223H44ZM43 224V225H44ZM63 224L65 225V223L63 222ZM69 224V223H68ZM72 224V223H71ZM70 224V225H71ZM93 224V223H92ZM107 224V223H106ZM32 225V224H31ZM35 225H36V222H35ZM37 225H36V227H37ZM43 225L41 226V228L43 227ZM49 225H52V224H50L49 223ZM48 225V226H49ZM54 225V224H53ZM52 225V226H53ZM104 225V224H103ZM33 226V225H32ZM47 226V225H46ZM51 226V227H52ZM56 226H57V224H56ZM56 226H54V227H56ZM61 226V225H60ZM63 226V225H62ZM67 226V225H66ZM72 226V225H71ZM70 226V227H71ZM108 226V225H107ZM8 227H10V226H8ZM50 227V228H51ZM58 227V226H57ZM65 227V226H64ZM6 228V227H5ZM23 228V229H22ZM33 228H35L34 226H33ZM33 228H30V225H29V229L31 230H28V231H30V236H32L31 234H33L32 233V229ZM66 228H68V227H66ZM71 228H73V226L71 227ZM84 228V227H83ZM97 228H98V225H97ZM57 229H59V228H57ZM56 229V230H57ZM61 229V228H60ZM63 229V228H62ZM68 229H70V228H68ZM67 229V230H68ZM15 230V231H16ZM21 230H19L20 232H22ZM23 230V231H24ZM50 230H52V229H50ZM54 230V229H53ZM52 230V231H53ZM73 231H74V228L72 229ZM97 230V229H96ZM28 231H26V233L24 234V235H21L22 237L24 236V237H26L25 235L28 233ZM37 231V230H36ZM71 231V230H70ZM70 231L68 230V234H72V231H71V233H70ZM252 231V230H251ZM17 232V231H16ZM25 232V231H24ZM24 232H22V234L24 233ZM33 232H34V230H33ZM40 232V228H39V230H38V232L37 233H39ZM54 232V231H53ZM58 232H60V231H58ZM87 232V231H86ZM89 232V231H88ZM87 232V233H88ZM98 232H99V229H98ZM97 232V233H98ZM36 233V232H35ZM34 233V234H35ZM36 233V234H37ZM42 233V232H41ZM55 233V232H54ZM53 233V234H54ZM57 233V232H56ZM66 233V232H65ZM12 234H15V233H12ZM33 234V235H34ZM35 234V235H36ZM59 234V233H58ZM62 234V233H61ZM264 234V233H263ZM39 235H40V233H39ZM65 235H67V234H65ZM87 235H89V234H87ZM86 235V236H87ZM140 235V234H139ZM213 235V236H214ZM0 236H2V235H0ZM10 236V235H9ZM12 237L14 236V235H11ZM17 236H18V234H17ZM17 236H15V238L17 237ZM19 236H20V234H19ZM17 237V238H21V237ZM27 236H29V234L27 235ZM30 236H29V238L27 239H25L24 237V239L27 241V240H30ZM54 236V238H55V235H53ZM62 236V238H65V236L63 237V235H61ZM61 236H59L58 235V237L60 238V239H62L61 238ZM82 236V234L80 235V237ZM98 235H94L93 233H91L90 232V235L89 236H87V237H84V238H81V239H79V236H78V239H79V241H78V239H77V241L76 242H78L77 244H75L76 246H75V248H74V251H73V253H72V251H71V253H70V256H69V258H68V260H67V263L66 264H88V261H87V258L89 257V254L93 251V250H95L96 249V247H97V243H98V241L99 240H101V241H105V240H108V237H104L103 235L100 237V238H96ZM106 236V235H105ZM141 236V235H140ZM3 237V236H2ZM38 237V234H37V236H36V238ZM52 237V236H51ZM57 237V238H58ZM66 237H68V236H66ZM9 238V237H8ZM16 238V239H17ZM32 238H34L33 236L31 237V239ZM36 238H34V239H36ZM50 238V237H49ZM145 238H147L146 237V235L145 236H143L142 237V239L144 240L143 242L144 243H147L148 244V246L150 245V243L148 242L149 241V238L150 237H148L147 238V240H145ZM3 239H5V240H3V241H6V242H3V243H5V244H12V243H14V239H13V242H11L10 243V240H11V237H10V240H8L7 238H3ZM9 241L8 243H7V240ZM38 239V238H37ZM39 239H42V237H40ZM66 239V238H65ZM68 239V238H67ZM72 239V238H71ZM76 239H74V241L72 242V244L75 242V240ZM21 240V239H20ZM20 240H17L15 243H17V245L20 243ZM43 240V239H42ZM41 240V241H42ZM52 240V242H53V239H51ZM69 240V239H68ZM73 240V239H72ZM209 240H211V239H209ZM22 241H23V239H22ZM31 242L33 241V240H30ZM36 241H39V240H36ZM62 241V240H61ZM65 241V240H64ZM55 243H56V240L54 241ZM53 242V243H54ZM22 243V242H21ZM24 243H26V242H24ZM34 243H36V242H33V243H31L30 245H29V243H28V245H29V247L30 246H32V245H34ZM44 243H46V242H44L43 241V244ZM57 243H58V241H57ZM61 243V242H60ZM59 243V244H60ZM65 243H67V242H65ZM4 244V245H5ZM36 244H40V248L39 249H41V246H42V244L41 243H36ZM48 244V243H47ZM50 244V243H49ZM63 243H61V245H62ZM13 245V244H12ZM16 244L15 245H13L12 246V248L14 247V246H17ZM25 245V244H24ZM57 245V244H56ZM5 246H7V245H5ZM20 247L22 246L21 244L19 245ZM19 246H18V248H19ZM36 246V245H35ZM34 246V247H35ZM44 246V245H43ZM51 246V245H50ZM52 246H54L53 244H52ZM62 246H64V245H62ZM69 246H73V245H69ZM190 246V245H189ZM211 246H212V244H211V242H202V243H200L198 246H196L195 247V257H196V255H197V257L191 262V264H208V263H206V259H205V256H207V254L208 253H206L205 251H208V250H210L211 249ZM4 247V246H3ZM28 247V246H27ZM45 247H47V248H49L47 245L45 246ZM9 248V247H8ZM7 247H5V249H7L8 251H9V249H8ZM22 248H24V247H22ZM38 248H36V249H38ZM51 248V247H50ZM57 248H59V247H57ZM70 248V247H69ZM68 248V249H69ZM73 248V247H72ZM71 248V249H72ZM256 248L257 249H259V252H260V256H261V263L260 264H264V235L260 238V240L259 241H257V244H256ZM16 247H15V249L13 250V251H15L16 252ZM31 249L33 250V249H35V248H32L31 247ZM39 249L38 250H36V251H39ZM43 249H45V248H42V250H40V252H42L43 251ZM53 249H56V248H52V250ZM67 249V250H68ZM112 249V248H111ZM150 249V248H149ZM0 250H2V249H0ZM4 250V249H3ZM7 250H5V251H7ZM10 250H11V255H12V249L10 248ZM152 251L154 250L153 248L151 249ZM189 250V249H188ZM4 251V252H5ZM18 251V250H17ZM31 251V250H30ZM46 251H50V250H46ZM58 251H60V250H58ZM70 251V250H69ZM4 252H2V255L4 254ZM14 252V253H15ZM32 252V251H31ZM34 252H35V250H34ZM40 252H37V253H39L40 254ZM52 252V251H51ZM50 252V253H51ZM53 252H55V251H53ZM67 252L68 251H66V253H65V255L67 254ZM7 253V256L6 257H4L3 258V256H0V261H2V258L4 259V260H6L5 258H8L9 259V255H8V252H6ZM21 253V252H20ZM57 253H59V252H57ZM150 253V252H149ZM148 253V254H149ZM154 253V252H153ZM1 254V253H0ZM18 254V253H17ZM17 254L15 253V255H13V256H11V258L13 259V257H14V260L16 261L17 259L15 258V257H18L19 256V254H18V256H17ZM27 254V253H26ZM28 254H30V253H28ZM42 254V253H41ZM41 254H40V256H41ZM45 254V253H44ZM44 254H43V256H44ZM55 254V253H54ZM53 254V255H54ZM145 254H146V252L145 253H143V256L144 257H142V260L141 261H139V262H141V263H139V264H145ZM6 255V254H5ZM23 256V259H24V254H22ZM47 255V254H46ZM48 255H49V253H48ZM58 255V254H57ZM69 254H67V256H68ZM257 255V254H256ZM26 256V255H25ZM31 256H35L36 258H39V257H37L36 255H32V254H30V258H31ZM43 256H41V257H43ZM165 256V255H164ZM179 256V255H178ZM182 256V255H181ZM251 256V255H250ZM47 257V256H46ZM45 257V258H46ZM54 258L53 259H57V256L55 255V256H53ZM184 257V256H183ZM192 257V256H191ZM26 258H27V256H26ZM61 258V257H60ZM64 258V261L66 260L65 259V257H63ZM67 258V257H66ZM121 257H120V255H118V261L117 262H119V259H120ZM165 258H167V257H165ZM226 258H231L230 257V255H226V256H223V258H222V264H224L225 262H227V261H225L226 260ZM18 259H20V258H18ZM164 259V258H163ZM254 259V258H253ZM11 260V259H10ZM32 260V259H31ZM31 260H29L28 259V261L30 262ZM33 260H35V259H33ZM31 261L32 263L34 262V261ZM44 260V259H43ZM42 260V261H43ZM61 260H63V259H61ZM61 260H58V261H60L62 264H63V262L61 261ZM103 260V259H102ZM14 261V262H15ZM35 261H37V260H35ZM39 261V260H38ZM41 261V260H40ZM176 262H177V260H175ZM6 262V261H5ZM8 263V262H7ZM11 263H13V261H11ZM16 263V262H15ZM60 263V264H61ZM179 263V262H178ZM182 263V262H181ZM10 264V263H9ZM40 264V263H39ZM42 264V263H41ZM117 264V263H116ZM136 264V263H135ZM138 264V263H137ZM190 264V263H189ZM226 264H229L228 262L226 263Z\"/></svg>",
    "mask_w": 264,
    "mask_h": 264
}]
</instances>
